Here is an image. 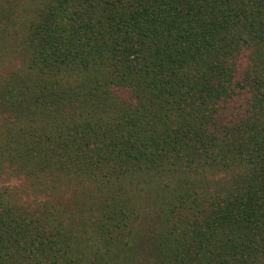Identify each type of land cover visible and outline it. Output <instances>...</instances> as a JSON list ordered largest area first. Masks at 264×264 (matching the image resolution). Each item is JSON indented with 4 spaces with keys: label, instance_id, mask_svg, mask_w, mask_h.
Listing matches in <instances>:
<instances>
[{
    "label": "trees",
    "instance_id": "obj_1",
    "mask_svg": "<svg viewBox=\"0 0 264 264\" xmlns=\"http://www.w3.org/2000/svg\"><path fill=\"white\" fill-rule=\"evenodd\" d=\"M16 2L0 177L85 187L31 211L0 195V264H105L91 226L145 264H264V0Z\"/></svg>",
    "mask_w": 264,
    "mask_h": 264
},
{
    "label": "rangeland",
    "instance_id": "obj_2",
    "mask_svg": "<svg viewBox=\"0 0 264 264\" xmlns=\"http://www.w3.org/2000/svg\"><path fill=\"white\" fill-rule=\"evenodd\" d=\"M31 1H27L26 3H30ZM12 3V2H11ZM20 0L18 2L14 3V6L16 8H20L19 6ZM21 4V3H20ZM26 8V6H24ZM22 10V9H20ZM26 15V12L24 16ZM20 24V23H19ZM21 25L19 27L15 28V32L11 39H8L7 46L14 42H18V36L20 35V29ZM9 52V50H8ZM13 55H10V58L6 59V61L2 62L0 64V80L4 79L6 76H10L13 72L18 73L25 70L26 65L21 66L22 60L19 58V54L12 53ZM9 55V53H8ZM33 78L31 77V80ZM7 114H2L0 111V122L4 121L2 120L3 117ZM11 176H1L0 177V195L4 196L7 201H9L11 204L25 208L27 210H38V208L44 204V202L53 201L54 199H57L58 197H61L64 200L70 199L73 195H77L80 188L85 187L83 183H81L79 180H72V181H62V182H55L53 183V186H55L51 192L48 191H41L40 193H35L33 190V186H38L41 189H44V186L47 185V183L40 182L37 184L36 181H32L30 177H26L20 173H17L16 171H11ZM57 183V184H56ZM101 193L104 196L105 194L102 192V187H100ZM54 195V196H53ZM79 198L82 195H77ZM87 198V197H86ZM71 203V202H70ZM69 206V205H68ZM71 212V211H70ZM154 219V217H151L149 219H145L146 222L142 225V229L140 230L142 232V236L146 233V235L150 231H154L152 226H150L151 221ZM104 220L103 216H99L97 219V223L99 226L101 222ZM130 220H134V216H131ZM135 233V232H134ZM139 234V233H137ZM86 237V240L84 241L83 247H86L87 249L83 250V253H88L91 255V257L94 256V253H98V256L96 255V260H103L105 264H114L113 261H115V264L117 263L118 258L124 256L126 253L130 252V255L133 256L132 261L129 260V262L125 264H145L142 260H140L139 256L140 254H147L148 251L145 250L147 248L145 243L143 242V245H139L136 247V242H138L137 239H131L128 245L132 246L134 249L128 248L127 245L122 242V245H115L119 242V240L109 239L108 236H105L101 233L98 227L94 230L93 227H90V233H88ZM109 235V234H108ZM116 237V236H114ZM131 238V237H130ZM130 238H122L121 241L130 240ZM145 246V247H144ZM136 247V248H135ZM95 248L98 249L100 252H95ZM147 252V253H146ZM112 255H116L115 259H113ZM145 257V256H144ZM123 258V257H122ZM145 261V260H144Z\"/></svg>",
    "mask_w": 264,
    "mask_h": 264
}]
</instances>
